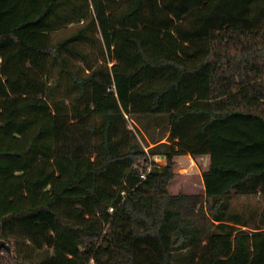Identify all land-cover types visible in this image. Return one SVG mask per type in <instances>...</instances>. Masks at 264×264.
<instances>
[{
    "label": "trees",
    "instance_id": "1",
    "mask_svg": "<svg viewBox=\"0 0 264 264\" xmlns=\"http://www.w3.org/2000/svg\"><path fill=\"white\" fill-rule=\"evenodd\" d=\"M185 154L203 194L169 191ZM1 242L0 264H264V0H0Z\"/></svg>",
    "mask_w": 264,
    "mask_h": 264
},
{
    "label": "rangeland",
    "instance_id": "2",
    "mask_svg": "<svg viewBox=\"0 0 264 264\" xmlns=\"http://www.w3.org/2000/svg\"><path fill=\"white\" fill-rule=\"evenodd\" d=\"M129 127L133 129L132 122ZM165 163V160H160ZM209 164L208 157H199L198 162L190 155H181L176 158L175 179L169 186L171 194H203L204 184L202 180V171L206 170Z\"/></svg>",
    "mask_w": 264,
    "mask_h": 264
},
{
    "label": "built area",
    "instance_id": "3",
    "mask_svg": "<svg viewBox=\"0 0 264 264\" xmlns=\"http://www.w3.org/2000/svg\"><path fill=\"white\" fill-rule=\"evenodd\" d=\"M160 160H165L164 158H162V157H155L154 158V161L157 163V164H163V162H161ZM143 178H146V176H143ZM90 264H95V262L94 261H91V263Z\"/></svg>",
    "mask_w": 264,
    "mask_h": 264
},
{
    "label": "water",
    "instance_id": "4",
    "mask_svg": "<svg viewBox=\"0 0 264 264\" xmlns=\"http://www.w3.org/2000/svg\"><path fill=\"white\" fill-rule=\"evenodd\" d=\"M0 245L5 247L8 251H11V249H10L9 245H7V243L1 242Z\"/></svg>",
    "mask_w": 264,
    "mask_h": 264
}]
</instances>
